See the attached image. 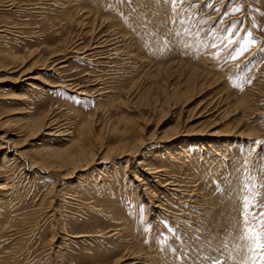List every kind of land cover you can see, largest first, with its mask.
<instances>
[{
	"label": "rangeland",
	"instance_id": "rangeland-1",
	"mask_svg": "<svg viewBox=\"0 0 264 264\" xmlns=\"http://www.w3.org/2000/svg\"><path fill=\"white\" fill-rule=\"evenodd\" d=\"M43 115L56 134L12 136ZM87 120L105 147L146 139L67 178L30 167ZM4 153L0 264H251L241 196L264 192V0H0Z\"/></svg>",
	"mask_w": 264,
	"mask_h": 264
},
{
	"label": "bare ground",
	"instance_id": "bare-ground-1",
	"mask_svg": "<svg viewBox=\"0 0 264 264\" xmlns=\"http://www.w3.org/2000/svg\"><path fill=\"white\" fill-rule=\"evenodd\" d=\"M78 2V1H77ZM80 2V1H79ZM89 18V17H88ZM93 18V17H92ZM101 47V46H100ZM204 50V49H203ZM53 57V56H52ZM172 66V65H171ZM160 67V66H159ZM169 67V66H168ZM160 70V69H159ZM195 70H198V68H195ZM193 71V70H192ZM198 72V71H197ZM193 73V72H192ZM196 73V72H195ZM27 74V73H26ZM197 76V74H195ZM191 76V75H190ZM33 80L34 76H28L25 79H31ZM131 85V84H130ZM26 86L28 87H33L32 83H28L26 82ZM34 118V117H33ZM32 118V119H33ZM126 119V118H125ZM31 120V119H30ZM93 120H90V122H88V120L86 121L87 123L82 126H80L81 128L79 130H81V135L80 137L76 140L77 143H73V145L75 144L76 148L72 149L73 145H70V147L67 148H61V150H48V149H38V153L41 155V160L37 159V160H31L28 161L30 162V167L32 166H40V168H42L43 170H45V172L50 171V170H62L64 173V177L67 178V176L73 174L74 172H80L85 170L86 168H88L90 165L96 164L98 163L97 160L99 161V163H103L104 161H107V159L112 155H114V153L117 152V154H121V155H132L135 154L140 146L144 143L145 141V137L142 136H138L136 137V139L134 138V140L130 143H128L126 140L120 141L119 143H117L114 146H106L105 147V143L103 142V137L100 136H95V135H91L92 133L90 132L91 130V124H92ZM85 122V121H84ZM53 123L50 119V117H48L47 115H43L39 118H36L34 120H31L30 123H28L27 125H25L23 127V129L19 128V130L16 133H13L12 136H20V132H27L28 134V138L34 139L37 138L40 134H44V135H52V134H56V133H51L48 132L49 129H51L53 126ZM200 126V125H199ZM210 126V125H209ZM178 128V127H177ZM209 128V127H208ZM55 129V128H54ZM192 129V127H191ZM203 129V128H202ZM211 129V127H210ZM53 130V129H52ZM178 130V129H177ZM93 131V130H92ZM116 131V130H115ZM177 132V131H176ZM91 133V134H90ZM215 133V132H214ZM217 133V132H216ZM215 133V134H216ZM22 134V133H21ZM11 135V134H10ZM24 135V134H23ZM67 136V135H66ZM169 136V135H168ZM77 137V136H76ZM82 138H84L87 141H82ZM149 139L153 138V133L151 135H148ZM160 138V137H159ZM163 138V137H162ZM161 138V139H162ZM165 138V137H164ZM30 139V140H31ZM63 139V138H62ZM26 140V139H25ZM10 142L12 145H14L15 147L19 146L16 142L11 141V139L8 137V135L6 136V140H4V143ZM41 142H43V140H41ZM40 143V142H39ZM41 144V143H40ZM105 144V145H104ZM9 145V144H8ZM39 145V144H38ZM42 145V144H41ZM45 146V145H44ZM74 146V147H75ZM7 148V147H6ZM10 148V147H9ZM21 149V147H18L17 149ZM55 148V147H54ZM11 149V148H10ZM9 150V149H7ZM16 150V149H15ZM17 151V150H16ZM13 153L12 155L17 156V155H21L22 153L24 154V152L21 150L20 152H16ZM99 152L101 154V159L99 160L96 157H99ZM7 153V152H6ZM4 153L2 155H0V190H3V192L9 191L10 188H7V184L4 185V180L3 177L1 175H3L2 173V169L4 167V165H6L7 162H9L8 159V155ZM11 157V156H10ZM13 157V156H12ZM21 157V156H20ZM11 159V158H10ZM35 159V158H34ZM12 160V159H11ZM10 160V161H11ZM13 161V160H12ZM17 161V159H16ZM23 162V161H22ZM139 162V161H138ZM141 162V161H140ZM139 162V163H140ZM15 163V162H14ZM17 163V162H16ZM8 164V163H7ZM25 164V163H24ZM9 165V164H8ZM18 165V164H17ZM37 166V167H38ZM97 166V165H96ZM141 166V165H140ZM144 166V165H142ZM25 168V167H24ZM23 168V169H24ZM29 168V167H28ZM39 168V169H40ZM155 168V167H154ZM153 167H149L147 168L148 170H152L154 169ZM5 169V168H4ZM30 169V168H29ZM28 169V170H29ZM8 170V168H7ZM6 170V171H7ZM27 170V171H28ZM42 171V170H41ZM155 171V170H154ZM12 173V172H11ZM151 173H156L155 172H151ZM30 174V173H29ZM32 174H34L32 172ZM162 174V173H161ZM157 175V174H156ZM36 177V176H34ZM33 177V178H34ZM44 177V176H43ZM49 176H46V178H48ZM7 180V177L5 178ZM49 180V179H48ZM161 185V184H160ZM53 188V186H51ZM61 187V186H60ZM63 188H61V190L59 191L56 190L55 188V192L58 194L57 196L61 198V195L64 196L66 192V188H64L65 186L62 185ZM51 188V189H52ZM54 189V188H53ZM54 192V191H53ZM65 192V193H64ZM55 193V194H56ZM6 196V195H5ZM60 200V202L63 200ZM68 198V197H67ZM3 200V199H2ZM61 204V203H60ZM57 208V207H56ZM54 211V210H53ZM59 213V212H58ZM53 216V215H52ZM61 222V221H60ZM63 225L64 222L62 221L61 223L58 224L59 227V231L58 234H60L59 238L60 241L59 243L64 242L66 239L63 236V234L65 235V232H63ZM57 228V225H56ZM58 229V228H57ZM65 231V230H64ZM56 232V231H55ZM63 233V234H62ZM56 233H54L55 236ZM61 256V255H60ZM62 257V256H61ZM117 258V257H116ZM122 258V257H121ZM60 259V258H59ZM97 259V257H96ZM101 259V258H100ZM115 259V258H113ZM100 262V261H99ZM102 262V261H101ZM106 262V261H105ZM123 262L122 259H115L114 261L112 260V264H121ZM104 263V261H103ZM109 263V262H108ZM107 263V264H108Z\"/></svg>",
	"mask_w": 264,
	"mask_h": 264
},
{
	"label": "snow or ice",
	"instance_id": "snow-or-ice-1",
	"mask_svg": "<svg viewBox=\"0 0 264 264\" xmlns=\"http://www.w3.org/2000/svg\"><path fill=\"white\" fill-rule=\"evenodd\" d=\"M168 2L173 5V10L176 11L178 6L184 3V0H168ZM175 22H178V17ZM258 187L264 189V183ZM245 190L250 191L247 185H245ZM262 196H264V192L259 190L252 192L251 195L241 196V217L245 231L242 239L250 241L248 251L252 253V256L248 260L251 264H264V200L261 199ZM212 264H221V261L216 258ZM223 264H227V260ZM242 264H248V261H244Z\"/></svg>",
	"mask_w": 264,
	"mask_h": 264
}]
</instances>
